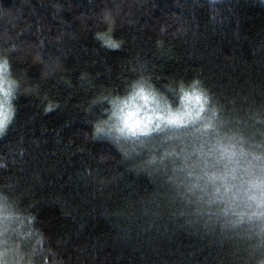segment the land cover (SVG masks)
<instances>
[{"label": "trees", "instance_id": "trees-1", "mask_svg": "<svg viewBox=\"0 0 264 264\" xmlns=\"http://www.w3.org/2000/svg\"><path fill=\"white\" fill-rule=\"evenodd\" d=\"M0 2L11 7L22 0ZM117 5L121 18L108 34L96 16ZM4 33L63 64L43 80L30 55L13 57L14 71L38 84L40 96L20 98L15 125L0 139V164H7L0 179L18 181L38 202L41 224L63 246L68 264H251L243 236L184 224L192 206L182 188L166 182L170 168L149 186L122 167L109 145L86 139L91 117L84 109L99 91L121 90L139 56L160 84L200 76L216 92L227 127L264 148V6L257 0H27L14 29L0 24ZM113 37L117 50L108 43ZM44 100L55 110L46 114ZM206 163L223 167L211 157Z\"/></svg>", "mask_w": 264, "mask_h": 264}, {"label": "clouds", "instance_id": "clouds-1", "mask_svg": "<svg viewBox=\"0 0 264 264\" xmlns=\"http://www.w3.org/2000/svg\"><path fill=\"white\" fill-rule=\"evenodd\" d=\"M25 3L5 7L0 2V24L14 29ZM257 3L264 6V0ZM53 7L60 10L59 5ZM120 18L119 5L104 7L96 16L108 34ZM110 47L117 50L121 44L113 37ZM30 48L0 34V139L15 125L20 98L40 96L38 84L14 71L13 57L30 55L32 63L41 66L43 80L64 70L59 57H46L39 45ZM129 70L133 78L121 90H101L90 99L84 111L91 117L86 121L91 131L85 138L109 145L122 167L149 186L170 168L166 182L182 188V199L192 206L193 218L184 224L237 233L248 242L251 264H264V148L227 127L216 92L200 76L160 84L139 56ZM44 106L46 114L55 110L47 100ZM209 157L223 167L206 163ZM4 168L7 164H0ZM178 174H183L179 183ZM187 215L179 212L180 217ZM147 226L154 228V223ZM0 264H68L63 246L41 224L38 202L14 179H0Z\"/></svg>", "mask_w": 264, "mask_h": 264}, {"label": "snow or ice", "instance_id": "snow-or-ice-1", "mask_svg": "<svg viewBox=\"0 0 264 264\" xmlns=\"http://www.w3.org/2000/svg\"><path fill=\"white\" fill-rule=\"evenodd\" d=\"M109 45L111 46V41H108Z\"/></svg>", "mask_w": 264, "mask_h": 264}]
</instances>
